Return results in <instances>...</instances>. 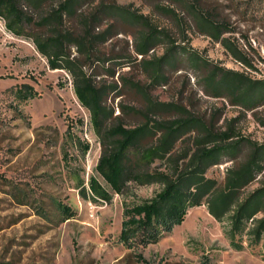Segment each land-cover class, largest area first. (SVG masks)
I'll return each mask as SVG.
<instances>
[{
    "label": "rangeland",
    "instance_id": "374dc122",
    "mask_svg": "<svg viewBox=\"0 0 264 264\" xmlns=\"http://www.w3.org/2000/svg\"><path fill=\"white\" fill-rule=\"evenodd\" d=\"M192 1L200 2L212 22L233 31L224 37L242 51L250 68L233 58L220 42L202 34L174 0H85L78 12L93 15L105 5L122 7L167 30L178 45L187 52H197L211 67L264 79V0ZM158 5L172 7L186 18L179 22L163 15ZM101 16L100 30H106L111 19L104 13ZM115 32L118 34L99 45V53L103 57H135L133 44L141 28L118 21ZM165 49L166 44L159 43L150 56L160 57ZM140 60L139 56L136 62L118 68L114 78L104 77L108 83L121 77L140 82L159 105L151 110L144 96L120 85V91L108 101L115 108L111 124L133 127L143 122L141 114L127 110L121 113V107L150 112L157 121L173 120L181 114L180 109L160 104H175L195 117L215 121L218 127L232 125L245 137L264 144V127L253 113L242 111L225 98L207 96L203 89L206 70L190 65L185 55L167 70V81L161 84L151 83ZM23 84L32 86L38 96L17 101L14 91ZM256 113L259 119L264 118V107ZM79 120L84 125H76L69 135L68 126ZM77 138L90 146L84 156L74 145ZM100 156L101 145L89 112L79 104L69 76L50 70L33 43L15 37L0 18V264H202L205 257L208 264H264V241L251 245L244 236L243 250L233 249L224 233L228 223L216 221L206 206L190 209L183 224L157 244L137 251L125 248L119 242L123 201L140 203L151 198L160 186L131 185L124 196L113 194L110 203L92 202L81 195L78 183L84 180L88 188L93 176L106 187L96 171ZM243 157L245 153L240 155ZM230 166L232 162L215 166L207 176L223 182ZM263 180L264 171L246 193L258 188ZM59 202L71 207L73 218L62 219ZM139 254L146 262L140 261Z\"/></svg>",
    "mask_w": 264,
    "mask_h": 264
},
{
    "label": "trees",
    "instance_id": "16d2710c",
    "mask_svg": "<svg viewBox=\"0 0 264 264\" xmlns=\"http://www.w3.org/2000/svg\"><path fill=\"white\" fill-rule=\"evenodd\" d=\"M82 1L85 0H0V18L6 29L17 38L30 40L50 70L67 74L79 104L89 112L90 124L101 145L96 171L106 187L93 176L88 188L84 180H79L81 195L92 202L110 203L113 194L124 196L131 185L160 186L151 198L140 203L123 201L119 242L130 250L157 244L183 224L190 209L201 206H206L219 223H228L224 233L233 249L243 250L244 236L251 245L264 241V180L253 191H245L264 171V144L245 137L232 125L218 127L215 121L195 117L175 104H160L180 109L181 114L173 120L157 121L150 117V112L121 107V113L127 110L141 114L143 122L133 127L111 124L115 108L108 101L120 91V85L144 96L151 110L159 104L149 98L140 82L121 77L108 83L107 78H114L118 68L136 62L140 56L139 63L151 83H165L167 70L185 55L190 65L206 70L203 89L207 96L225 98L242 111L252 112L262 127L264 118L259 119L256 111L264 107V79L211 67L197 52H187L178 45L167 30H160L146 16L122 7L105 5L99 14L79 13ZM174 2L185 9L202 34L220 42L233 58L251 67L242 51L224 37L233 31L225 24L212 22L209 14L201 10L199 1ZM156 8L179 22L186 18L172 7ZM103 13L111 19L106 30H100ZM118 21H128L141 28L133 44L135 57L122 54L103 57L99 53V45L118 34L115 32ZM159 43L166 44L165 53L151 57ZM14 96L17 101L25 102L38 94L32 86L23 84L17 86ZM78 124L83 126L84 121L70 124L69 135L72 136ZM74 145L83 156L90 149L79 138ZM243 153L245 157L240 158ZM225 162H232V166L226 169L223 182L207 176L209 169ZM58 212L65 221L75 215L71 207L60 202ZM138 258L146 262L141 254ZM204 259L202 264H208L209 259Z\"/></svg>",
    "mask_w": 264,
    "mask_h": 264
},
{
    "label": "bare ground",
    "instance_id": "6f19581e",
    "mask_svg": "<svg viewBox=\"0 0 264 264\" xmlns=\"http://www.w3.org/2000/svg\"><path fill=\"white\" fill-rule=\"evenodd\" d=\"M56 71V70H55ZM203 208V207H202ZM198 209V208H197Z\"/></svg>",
    "mask_w": 264,
    "mask_h": 264
}]
</instances>
